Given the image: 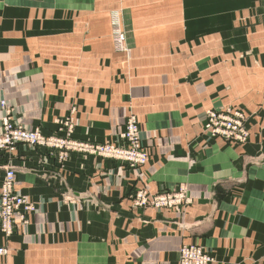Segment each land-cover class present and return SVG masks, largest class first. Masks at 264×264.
Masks as SVG:
<instances>
[{
    "label": "crops",
    "instance_id": "0c3cea01",
    "mask_svg": "<svg viewBox=\"0 0 264 264\" xmlns=\"http://www.w3.org/2000/svg\"><path fill=\"white\" fill-rule=\"evenodd\" d=\"M116 9L128 55L110 37ZM255 11L264 0H0V102L16 122L52 134L73 115L77 139L103 142L131 107L156 149L140 171L78 154L60 165L25 145L0 155V192L13 166L16 193L37 207L12 238L0 233V264H178L186 245L211 264H264V37L246 40L244 65L223 64L240 56L234 20ZM245 89L248 141L204 133L207 113ZM134 187H184L189 202L137 209Z\"/></svg>",
    "mask_w": 264,
    "mask_h": 264
},
{
    "label": "built area",
    "instance_id": "2783aa9c",
    "mask_svg": "<svg viewBox=\"0 0 264 264\" xmlns=\"http://www.w3.org/2000/svg\"><path fill=\"white\" fill-rule=\"evenodd\" d=\"M113 38L117 51L125 50L126 36L121 27L119 15L113 14ZM4 108L6 105L1 103ZM243 115L234 113L231 110L209 111L206 117L204 130L214 137H220L227 141H244L248 134L243 127ZM140 128L135 117L129 118L126 123L123 139L125 148H121V155L136 165L144 166L148 163L146 151L140 146ZM45 138L39 131H27L23 128L15 127L11 123L9 113L1 120L0 132V155H11L20 144L36 145L44 144ZM61 149L62 146H61ZM71 150V151H70ZM81 151L91 155L99 154L100 148H94L89 144H74L65 148L61 153V158L68 156V152ZM16 173L14 169L7 166L0 193V230L7 235H11L17 222L27 223L30 214L35 212V206L24 197L14 192ZM137 206L146 208H167L172 209L183 203L188 204L189 200L183 191L177 193L160 192L151 194L146 189L140 190L137 194ZM9 253L8 249L0 248V257H5ZM213 262L209 252L198 245L183 246L179 252L178 264H211Z\"/></svg>",
    "mask_w": 264,
    "mask_h": 264
},
{
    "label": "rangeland",
    "instance_id": "374dc122",
    "mask_svg": "<svg viewBox=\"0 0 264 264\" xmlns=\"http://www.w3.org/2000/svg\"><path fill=\"white\" fill-rule=\"evenodd\" d=\"M114 13H117L119 15L120 22H121V27H122V29H123V31L125 33V36H126L125 50L124 51H117L115 49V45H114V50H115L116 53H124V55H128L129 51H130V47H128V45H127L128 44L127 43L128 42V38H127L128 36H127V33H126L127 31L125 30L124 25H123V18H122L123 16H122V10L121 9H116V10H114V11H112L110 13V25H111L110 37H111V39L113 40V43H114V38H113V19H112ZM263 17H264L263 14H259L257 11H255V13L249 15V17L246 16V14H241V16H239L237 19L234 20V25H233L231 30L234 33L239 35L240 41L242 42V45H241L240 49H238V50H240V52H239L240 56L238 58H233V59H230V58L227 59L226 58L228 61H226V59H224V61H223L224 63L223 64H227L230 67H231V65H236L239 62H240V64L242 63V65L245 64V62L247 61V58H246V49H247L246 48V40L247 39H252L253 36H255V37L260 36L261 38L264 37V35H258V34H263L264 33V18ZM253 49L254 48L251 47V48H249V51H252ZM262 49H264V45H261V47H256V51L257 50L259 51V50H262ZM124 58H125V62L127 61L129 63L130 60L126 56H124ZM52 60L54 61V58ZM254 60H255L254 61V65L256 66V71L257 70H261V68L264 67V63H263L264 59L263 58H259V59L255 58ZM47 63H49V60H47ZM62 64L63 65H69L70 64V59L69 58L62 59ZM242 76L245 77L246 75L244 74ZM124 78H125L124 75L122 76L121 74H119L117 72L116 74L113 75L112 81L119 82L120 80H122ZM245 97H246V89L245 90H240L239 93H237V94H235L233 96V99L236 102H238L239 104L235 105V107H233V108L226 109V110H231L234 113H239V114L243 115V117H244L243 118L244 119L243 127L247 131L248 136H247V138L244 141H239V142L235 141L236 143H239V144L246 143L248 141L249 137H250V131L247 128V122H248L247 112L244 109V107H242V105H241V101L243 99H245ZM2 102H4L5 105H6L4 108L1 105ZM7 107H8V105H7L6 101H1L0 102V108L3 110V112L5 114H6V112L9 113V116H10V119H11V123L15 127L23 128V129H25L27 131H39L42 134V136L45 138L44 144H36V145H33V146L26 145V144H20V145L21 146L22 145L23 146L24 145L28 146V147H30V148H32L34 150H40V149L41 150H45L50 155L56 156V158L58 160V163L60 165L64 164L70 158L71 155L78 154V155H83V156H86V157H93V158H96V159H99V160H103V161H106V163H110L111 165H114V166H117V167H122V168L126 167V168H128V169H130L132 171H140L141 169H143L145 166L148 165L149 161L153 157V154L155 155V152H156V149H155L154 145L150 146V145H148L147 143L144 142L143 137H142V130H141L140 123H139L136 115L134 114V111L131 110V107H129L128 112L126 114V117H125L123 123H121L122 125H120L118 127V129H116L113 133H111L109 135V137L106 138V140L103 141V142L77 139L74 136L75 135L76 125H75V119H74L73 115H70V116L65 117L63 119L57 120V124L59 126L58 132H56V133L54 132V133L50 134V133H46L41 128L25 127L20 122H16L12 118L11 111ZM131 117H135L137 119L138 123H139V128H140V135H139L140 142H139V144H140V146L142 145L143 150L146 151L147 156H148V163L146 165H144V166H139V165H136V164H134V163H132V162H130L128 160H125L122 157V155H121V148H125L126 144L128 143V142L125 141V139H123V134H124L126 123L129 120V118H131ZM2 118H1V120H2ZM202 130H203L204 133L209 134L208 132H206L204 130L203 125H202ZM76 143L77 144H89V145L94 146V148H100V153L91 155L89 153H84V152H81V151H73V152H68V156L67 157L61 158L62 151H64L65 148H67V147L69 148L70 145H74ZM20 145H18V146H20ZM18 146L16 147V150H17ZM61 146H62L63 149H61ZM16 150L14 151L13 154L7 155V156L10 159L14 158L16 156V154H15ZM7 166H10V165H7ZM10 167H12L14 169V171H15V168L13 166H10ZM15 173H16V171H15ZM1 188H2V186H1ZM140 190H143V189L134 187V190L132 191V193L130 195V200L132 202L133 207L137 208V209H148V208H151V207L143 208V207H140V206L136 205L137 202H138L137 194L140 192ZM178 191H183L186 196L188 195L187 190L184 187H180L177 191H171L169 193H177ZM14 192L16 193L15 188H14ZM17 195H19V194H17ZM19 196H21V195H19ZM187 198H188V196H187ZM184 204L185 203H183L181 205H178L177 207H174L172 209H168V210H176V209L180 208L181 206H183ZM185 205H187V204H185ZM154 209H156V208H154ZM161 209H167V208H161ZM156 210H160V209H156ZM36 211H37V207L35 206V212ZM34 213H32V214H34ZM27 223H22V224L19 223V222L16 223L15 228L12 231L11 235L4 234L1 230H0V233H1L2 237H4V239H6V240L10 239L18 231L19 225L23 226V225H26Z\"/></svg>",
    "mask_w": 264,
    "mask_h": 264
}]
</instances>
